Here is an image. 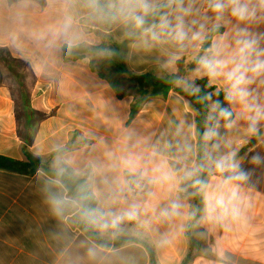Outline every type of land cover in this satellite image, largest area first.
Returning <instances> with one entry per match:
<instances>
[{
	"label": "crops",
	"instance_id": "crops-1",
	"mask_svg": "<svg viewBox=\"0 0 264 264\" xmlns=\"http://www.w3.org/2000/svg\"><path fill=\"white\" fill-rule=\"evenodd\" d=\"M67 7L65 0H0V155L22 160L20 146L26 144L32 154L46 156L68 143L88 140L53 156L50 164L58 168L64 162L87 176L97 207L112 201L113 210H122L135 203L140 214L116 237L98 232L103 239L99 243L75 225L78 210L55 213L45 189L67 195L61 182L53 183L57 179L41 170L27 175L0 169V264H149L145 245L115 244L117 237L146 243L157 264H264V122L256 134L248 132L243 119L231 129L221 122L219 148L206 143L202 167L192 178L181 179L184 171L196 168L194 113L186 99L173 91L165 99L148 98L126 124L131 98H116L87 58L63 60L61 46L96 45L112 38L126 69L134 74H169L184 58L192 63L181 78L186 77L189 90L196 89L195 79L206 77L196 71L194 54L177 56L167 46H147L122 26L93 23L75 13L70 32L77 37L54 40L49 30L62 23ZM11 78L28 96H11ZM209 82L222 90L218 81ZM232 152L237 172L245 179L223 190L239 184L240 215L209 219L205 197L221 190L224 177L230 175L217 173L213 161ZM129 159L135 161L134 170L125 163ZM158 167L171 170L173 181L150 183ZM124 171L148 179V189L127 190ZM185 183L200 197L196 209L182 191ZM173 201L181 203L180 215L163 217L162 210ZM90 250L96 251L94 258Z\"/></svg>",
	"mask_w": 264,
	"mask_h": 264
},
{
	"label": "clouds",
	"instance_id": "clouds-1",
	"mask_svg": "<svg viewBox=\"0 0 264 264\" xmlns=\"http://www.w3.org/2000/svg\"><path fill=\"white\" fill-rule=\"evenodd\" d=\"M67 8L62 23L49 31L53 39L68 36L75 39L78 33L70 32L74 15L82 16L93 23L119 25L136 33L147 46H167L177 56L193 55L196 71L212 82L222 85L224 101L213 102L202 134L205 143L218 149L216 143L223 127L231 129L239 119L247 123L250 134H256L264 122V0H65ZM224 31L221 32L220 29ZM210 40L207 48L203 45ZM238 109V114L237 110ZM235 153L220 155L213 161L217 173H230L224 177L221 190L205 197V212L209 219H223L228 215H240L239 184L230 191L223 188L243 181L245 174L237 172ZM255 159V158H254ZM126 164L135 166L134 160ZM62 172V170H60ZM150 180L152 184H166L175 178L171 170L156 168ZM199 168L184 171L181 179L192 178ZM59 185V180H54ZM203 190L207 185L196 180ZM46 194L57 215L66 208L76 209L80 218L92 229L112 237L120 235L127 222L136 221L140 206L133 203L125 209L113 210L112 201L100 207H87L79 199L60 195L51 187ZM182 205L173 201L162 210L163 217L180 215ZM97 255L89 251L90 257Z\"/></svg>",
	"mask_w": 264,
	"mask_h": 264
},
{
	"label": "trees",
	"instance_id": "trees-1",
	"mask_svg": "<svg viewBox=\"0 0 264 264\" xmlns=\"http://www.w3.org/2000/svg\"><path fill=\"white\" fill-rule=\"evenodd\" d=\"M220 31H222V28ZM61 55L65 61L87 58L90 69L99 78L107 82L115 93L116 98H131L126 124L130 123L148 98L165 99L171 91L183 96L194 113L195 166L199 169L202 167L205 162L206 151V143L202 139V134L206 128L210 108L216 100H219L224 107H228V105L224 101L223 91L210 83L206 77L194 80L196 86L194 90H183L179 87L178 82L186 74L188 68L192 67V63L188 65L185 63L184 58L178 59L176 61V71L162 76H156L151 72L134 74L126 69L119 45L112 38H108V40L96 45H86L84 43L63 44L61 46ZM76 134V132L71 133L70 139ZM87 143L89 141L85 139H81L75 144L68 143L66 146L46 156L34 155L29 151L26 144H22L20 151L23 159L18 160L0 155V169L27 175L33 174L36 170H41L49 177L59 180L69 197L79 199L84 206L97 207V200L90 188L87 176H80L64 162H60L58 168H54L49 162L53 156H60L69 149ZM123 177L126 188L129 191L138 186V191L144 193L149 187V180L143 179L138 173L124 171ZM190 198L192 200V209L198 208L197 206L200 205L199 195L192 191ZM73 219L75 225L84 234L96 242H103L99 233L90 228L80 218L79 212ZM114 242L115 244L135 242L145 245L149 256V264H157L152 249L140 239L135 237H117Z\"/></svg>",
	"mask_w": 264,
	"mask_h": 264
},
{
	"label": "rangeland",
	"instance_id": "rangeland-1",
	"mask_svg": "<svg viewBox=\"0 0 264 264\" xmlns=\"http://www.w3.org/2000/svg\"><path fill=\"white\" fill-rule=\"evenodd\" d=\"M10 82H11L10 83V85H11L10 94H11V96L13 98L14 97H18L20 95H21L22 98L28 96V91L23 92V94L21 93V90L22 89L19 90L18 83L17 82L15 83L14 80H13V78L10 79ZM179 83H180L181 87L189 90V87L187 85L189 83H188V80L186 79V77H184L183 80H181ZM54 168H57V167H54ZM193 190H196V189L193 187V185L191 186L190 183L189 184L188 183H185V185H183L182 191L185 192L186 194H188L189 196H190V194H191V192Z\"/></svg>",
	"mask_w": 264,
	"mask_h": 264
},
{
	"label": "built area",
	"instance_id": "built-area-1",
	"mask_svg": "<svg viewBox=\"0 0 264 264\" xmlns=\"http://www.w3.org/2000/svg\"><path fill=\"white\" fill-rule=\"evenodd\" d=\"M131 191H132V192L136 191V188H135V187H134V188H132V189H131Z\"/></svg>",
	"mask_w": 264,
	"mask_h": 264
},
{
	"label": "water",
	"instance_id": "water-1",
	"mask_svg": "<svg viewBox=\"0 0 264 264\" xmlns=\"http://www.w3.org/2000/svg\"><path fill=\"white\" fill-rule=\"evenodd\" d=\"M206 46H207V42L203 45V47L206 48Z\"/></svg>",
	"mask_w": 264,
	"mask_h": 264
}]
</instances>
